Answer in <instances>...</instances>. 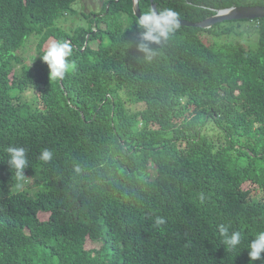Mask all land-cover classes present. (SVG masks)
Segmentation results:
<instances>
[{
	"label": "trees",
	"instance_id": "obj_1",
	"mask_svg": "<svg viewBox=\"0 0 264 264\" xmlns=\"http://www.w3.org/2000/svg\"><path fill=\"white\" fill-rule=\"evenodd\" d=\"M75 1L0 0V264H251L248 245L264 231V19L254 44L239 26L229 41L216 38L234 30L220 23L180 26L149 60L136 50L132 0H105L83 14L87 28L66 32L57 23ZM153 4L199 23L264 0ZM32 35L38 55L71 43L63 80L38 55L19 60ZM10 146L27 149L32 195L15 186ZM220 224L242 233L235 249Z\"/></svg>",
	"mask_w": 264,
	"mask_h": 264
},
{
	"label": "clouds",
	"instance_id": "obj_2",
	"mask_svg": "<svg viewBox=\"0 0 264 264\" xmlns=\"http://www.w3.org/2000/svg\"><path fill=\"white\" fill-rule=\"evenodd\" d=\"M139 35L136 38V50L144 55L146 59H151L156 54L153 45H162L179 29L180 20L178 13L172 8H165L157 11L149 9L140 14L135 19ZM73 54V48L67 40H52L48 43L46 50L42 55H38L46 63L49 69V79L52 81L63 80L67 73L73 70V63L69 58ZM25 94V93H24ZM7 164L13 170L16 180V188L21 189L26 179L24 169L29 165L27 149L24 147L10 146L7 148ZM54 152L45 148L39 155V160L43 163H49L54 159ZM79 170L78 168L76 169ZM201 202L204 201L203 193L199 194ZM157 225L163 224L164 220L158 217L155 221ZM222 243L227 246L228 250H233L242 242V233L238 230L230 232V225L220 224L217 226ZM248 257L250 261L262 259L264 253V231L256 234L248 245Z\"/></svg>",
	"mask_w": 264,
	"mask_h": 264
},
{
	"label": "rangeland",
	"instance_id": "obj_3",
	"mask_svg": "<svg viewBox=\"0 0 264 264\" xmlns=\"http://www.w3.org/2000/svg\"><path fill=\"white\" fill-rule=\"evenodd\" d=\"M104 1L105 0H76L72 6L74 10V14L70 16L67 15L66 18L63 20H60L57 23V25L66 32H71V30L74 29L75 27L87 28L89 26V21L84 17L83 14H88L89 12H99ZM220 24H222L221 29H224L225 27H230V28H234V30L230 34L216 37L217 39H220L221 41L223 40L229 41L232 39L238 40L239 38L236 37L235 28H238L239 26V29L237 31H239L241 34L240 38L247 40L248 43L254 44L256 42L257 27L253 21L223 22ZM38 41H39V37L32 35L27 39L25 46L19 51H17V57L22 62V64L25 63L31 66L33 62L36 60L37 55H38V51H37ZM48 43L49 42H46L42 46L41 51L46 50ZM12 66L14 69H17V70H19L21 67L16 62H12ZM34 95H35L34 92L26 91L24 94V97L28 99L27 101L31 102ZM181 120L182 118H178V117H176L175 119L176 123H179ZM23 187L28 190L30 195H32L36 189L35 187L31 186L30 182H25ZM250 263L255 264L254 261H250Z\"/></svg>",
	"mask_w": 264,
	"mask_h": 264
},
{
	"label": "water",
	"instance_id": "obj_4",
	"mask_svg": "<svg viewBox=\"0 0 264 264\" xmlns=\"http://www.w3.org/2000/svg\"><path fill=\"white\" fill-rule=\"evenodd\" d=\"M138 1L139 0H132L133 14L136 18H138L140 15ZM150 2L152 9H156V5L153 4V0H150ZM258 19H264V7H233L219 11L214 16L206 18L199 23H191L185 20H179L180 26L208 29L217 23L228 21H254Z\"/></svg>",
	"mask_w": 264,
	"mask_h": 264
}]
</instances>
